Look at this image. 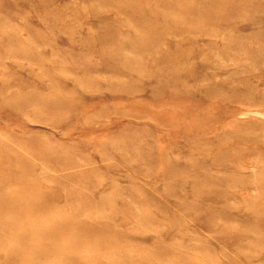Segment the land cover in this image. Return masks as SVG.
<instances>
[{
    "label": "rangeland",
    "instance_id": "374dc122",
    "mask_svg": "<svg viewBox=\"0 0 264 264\" xmlns=\"http://www.w3.org/2000/svg\"><path fill=\"white\" fill-rule=\"evenodd\" d=\"M0 264H264V0H0Z\"/></svg>",
    "mask_w": 264,
    "mask_h": 264
},
{
    "label": "bare ground",
    "instance_id": "6f19581e",
    "mask_svg": "<svg viewBox=\"0 0 264 264\" xmlns=\"http://www.w3.org/2000/svg\"><path fill=\"white\" fill-rule=\"evenodd\" d=\"M76 2V1H75ZM70 14V13H69ZM73 18V17H72ZM204 67V66H203ZM220 69V68H219ZM138 72V71H137ZM58 75V74H57ZM78 76V75H77ZM46 88V87H45ZM131 145V144H130ZM110 147V146H109ZM127 148V147H126ZM99 150V149H98ZM103 152V151H102ZM79 153V152H78ZM131 156V155H130ZM12 158V157H11ZM23 162V161H22ZM27 166V165H25ZM110 180V179H109ZM21 181V180H20ZM5 187V186H4ZM6 188V187H5ZM214 193V192H213ZM254 222V221H253Z\"/></svg>",
    "mask_w": 264,
    "mask_h": 264
}]
</instances>
